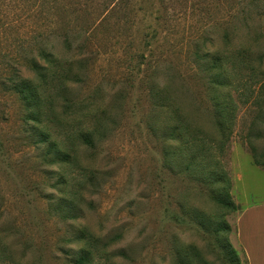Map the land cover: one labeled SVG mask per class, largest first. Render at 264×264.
<instances>
[{"label": "rangeland", "instance_id": "374dc122", "mask_svg": "<svg viewBox=\"0 0 264 264\" xmlns=\"http://www.w3.org/2000/svg\"><path fill=\"white\" fill-rule=\"evenodd\" d=\"M48 34L69 36L65 55L81 74L71 117L92 131L91 145L73 143L78 165L51 173L1 84L10 58L27 69L22 50ZM196 47L204 63L232 58V86L210 84ZM261 83L264 0H0V264H74L82 229L95 242L90 264H234L231 249L245 264L235 219L264 201L253 157L264 161ZM218 101L231 121L223 131ZM215 173L237 210L212 196L225 184ZM75 181L80 196L66 212L61 189ZM224 221L229 229L216 231Z\"/></svg>", "mask_w": 264, "mask_h": 264}, {"label": "trees", "instance_id": "16d2710c", "mask_svg": "<svg viewBox=\"0 0 264 264\" xmlns=\"http://www.w3.org/2000/svg\"><path fill=\"white\" fill-rule=\"evenodd\" d=\"M46 36L47 38L43 37L42 39H38V36H33L31 45L32 47L35 45V48L32 49L31 47L30 51L22 50L24 52L23 58L26 62L25 67L30 72L22 76L23 73L27 72V69H19L16 67L15 64H20L17 57L10 58L12 62L8 64L10 68L9 75L1 84L10 93L15 94L20 102L23 112V123L27 126L26 130L30 132L27 134V137L32 139L37 136L36 139H32L33 143L38 146V154L42 166L45 168L44 170L47 173H51L52 171L49 166L55 163L59 165L63 164V166L67 164L78 165L73 143L75 140H78L80 143L91 145L92 131L86 130L84 127H79L80 120L78 122L75 117H71L80 108L74 105V101L69 95V87L73 82L78 80L81 74L79 76V71L74 72L72 70V57L65 55L64 49L67 48L66 50H69L70 48L69 36L66 34L61 36L48 34ZM57 45H61L62 48H57ZM23 48L25 47L23 46ZM204 60L205 55H200L196 47L193 52V61L195 64L201 63L200 65L207 67L209 70L207 74L209 75L210 84L218 88L225 85L228 87L232 86V77L227 72L229 63L232 60L231 57L223 53L222 57L215 56L213 63H204ZM81 61L83 62V60L78 62L80 71L83 68V64L80 63ZM240 61L242 60L240 59ZM154 67V73L162 71L161 64H156ZM263 86L264 83L259 85L258 92H260ZM157 87V83H153L151 86L153 95L154 92H158ZM254 98L255 103L257 96ZM215 104H220L218 107L219 114L215 122L218 130L223 131V129L230 126L231 121L229 117L224 116L225 111H222L225 108V103L218 101ZM82 117L80 116V118ZM74 125H77V127L73 128ZM51 127L55 128V132H57L56 137L62 135L63 139L55 140L56 137L52 139V134L49 132ZM253 157L256 165L264 166V161L259 160L255 154H253ZM79 167L81 168V165ZM215 175L218 183L224 182L225 184L214 189L212 196L220 205L237 210L238 207L230 199L231 195L227 190V185L229 187L227 182L229 183V181L224 175L218 173H215ZM81 186V181H75L69 187L66 188L65 185L64 189H61V193L65 196L60 197L59 206L61 207V204H66V212L70 210L69 207L74 209L73 204L75 205L78 201ZM53 198L55 197L53 196ZM221 228L229 229L228 223L225 221L221 222L220 227L218 229L216 228V231ZM78 239L85 240L86 247L95 246V242L91 241L93 237L87 230L82 229L78 235ZM86 247L80 250L81 253L76 256L74 264H90L88 258L91 251L85 249ZM230 253L233 255L234 264H240L237 252L231 249ZM245 262L247 264L246 259Z\"/></svg>", "mask_w": 264, "mask_h": 264}, {"label": "crops", "instance_id": "0c3cea01", "mask_svg": "<svg viewBox=\"0 0 264 264\" xmlns=\"http://www.w3.org/2000/svg\"><path fill=\"white\" fill-rule=\"evenodd\" d=\"M235 226L236 239L247 264H264V201L241 208Z\"/></svg>", "mask_w": 264, "mask_h": 264}]
</instances>
